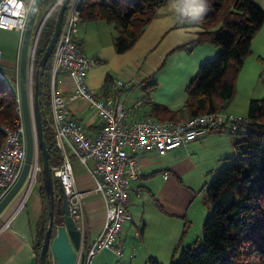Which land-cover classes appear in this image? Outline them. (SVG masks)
Masks as SVG:
<instances>
[{
    "label": "crops",
    "instance_id": "0c3cea01",
    "mask_svg": "<svg viewBox=\"0 0 264 264\" xmlns=\"http://www.w3.org/2000/svg\"><path fill=\"white\" fill-rule=\"evenodd\" d=\"M56 1L48 0L45 9L51 8ZM254 1L264 8V0ZM203 10V0H169L158 9L136 44L123 53L116 50L114 37L118 29L113 23L103 20L81 22V43L88 54L98 59L86 79L89 87L107 98L122 99L130 108L131 119L150 116L155 105L179 111L180 118H186L188 84L196 76L200 64L216 57L221 49L212 43L200 44L191 51L176 49L193 41L203 30L194 23ZM21 42L19 31L0 28V48L9 73L19 58ZM259 57L264 58V24L255 35L252 54L238 76L237 83L242 82V90H237L235 98L241 94L245 106L234 104L236 100H233L226 109L248 113L251 98H260L256 96L255 82L260 81L258 74L264 68V62ZM118 79L130 81L132 86L119 90L116 87ZM153 81H156L155 88L147 86ZM56 86L68 95L74 84L62 71L56 76ZM139 100L142 103L138 108L134 107ZM70 107L73 116L84 123L90 133L95 134L101 129L100 119L86 101H72ZM223 137V133L213 131L165 153L138 152L141 175L132 182L129 206L133 219L125 224L121 235L125 255L119 257L114 250L105 249L91 264H146L152 258L161 262L175 256L180 247L198 243L211 207L198 193L201 188L197 178L208 174L215 162L234 156L229 146H224ZM71 160L77 187L84 193L79 222L83 244L88 245L102 228L105 205L102 197L93 190L95 181L91 172L74 155ZM39 179L42 180V176ZM39 179L32 186L25 183L0 214V264H39L34 250L37 223L44 206L43 180ZM8 221H11L10 226H6ZM184 234L185 238L180 240Z\"/></svg>",
    "mask_w": 264,
    "mask_h": 264
},
{
    "label": "trees",
    "instance_id": "16d2710c",
    "mask_svg": "<svg viewBox=\"0 0 264 264\" xmlns=\"http://www.w3.org/2000/svg\"><path fill=\"white\" fill-rule=\"evenodd\" d=\"M203 1L204 10L200 17L194 19V23L203 30L193 41L176 49L191 51L204 43L215 44L221 49L216 57L200 64L196 76L188 84V99L184 108L188 114L186 118H180L181 112L168 110L162 105L154 106L150 114L152 117L184 121L211 111L234 112L226 108L234 98L240 71L252 54L253 39L264 24V8L254 0ZM168 2L81 0L78 9L82 22L103 20L113 23L118 29L114 44L116 50L123 53L136 44L158 9ZM58 11L59 6L52 11L41 30L34 73L53 34ZM259 59L264 62V58ZM52 81L50 57L48 63L40 67L39 101L50 163L55 166L62 163V157L50 123ZM147 86L155 88L156 81ZM18 103L19 93L13 82L0 77V147L5 140V131L1 127L14 125L18 117ZM244 115L251 119L250 129L244 134H237L239 138L234 143L236 154L229 158L231 161L209 186L212 210L204 221L203 239L200 244L184 247L179 258H174L170 264H264V98H251L248 113ZM213 131L225 132L221 127L210 132ZM39 156L42 163L41 151ZM54 182L58 189L59 181L54 179ZM41 196L44 206L34 240L39 264L50 210V198L43 183ZM59 197L55 201V215L62 213ZM149 264L159 262L152 258Z\"/></svg>",
    "mask_w": 264,
    "mask_h": 264
},
{
    "label": "built area",
    "instance_id": "2783aa9c",
    "mask_svg": "<svg viewBox=\"0 0 264 264\" xmlns=\"http://www.w3.org/2000/svg\"><path fill=\"white\" fill-rule=\"evenodd\" d=\"M80 1H68L60 34L51 55L53 81L50 123L62 157V163L52 166V171L54 179L59 181L67 195L71 214L80 227L84 193L76 184L72 155L91 172L95 181L93 190L104 201L105 219L102 228L92 236L88 245L82 241L77 251V264H91L93 258L105 249L114 250L119 257L125 255L121 235L125 224L133 219L129 206L132 182L141 175L138 152L165 153L199 140L217 127L226 132L244 134L250 129L251 119L247 115L224 110L195 115L184 121L160 120L152 116L131 119L130 108L122 99L107 98L89 87L86 81L90 68L98 59L86 52L80 40ZM31 5L32 0H0V28L17 30L22 38ZM62 71L73 80L74 87L68 95L56 86L55 77ZM0 77L9 80L16 78L12 82L19 93L18 117L14 125L1 127L5 131V140L0 147L1 200L19 178L27 155L26 128L20 102V60L17 59L10 75L1 48ZM131 86L130 81H116L119 90ZM77 100L86 101L95 110L101 121V129L97 133H90L85 124L73 116L70 103ZM141 103L142 100L135 102L134 107L138 108ZM39 154H35L27 177L26 183L30 186L42 176ZM10 222L6 226H10Z\"/></svg>",
    "mask_w": 264,
    "mask_h": 264
},
{
    "label": "water",
    "instance_id": "95a60500",
    "mask_svg": "<svg viewBox=\"0 0 264 264\" xmlns=\"http://www.w3.org/2000/svg\"><path fill=\"white\" fill-rule=\"evenodd\" d=\"M43 0H32L31 10L22 37L20 47V102L22 114L26 128L27 155L21 174L11 189L0 200V214L15 195L20 191L27 181L33 158L41 151L42 155V180L47 195L50 198L49 222L45 232L43 246L40 252V264L48 263V254L51 251L54 256V264H77V251L81 248L83 230L79 226L76 218L71 214L69 199L60 185V197L62 201L63 218L61 224L54 233L55 225V201L58 191L54 182L52 166L50 163V153L44 138V125L39 101V73L40 67L45 66L50 59L55 44L58 40L63 18L69 0H57L44 17L37 37L32 43L34 27L39 9ZM59 6L55 27L50 41L38 63L34 73V60L41 30L52 13ZM35 79L34 93L32 94L31 82Z\"/></svg>",
    "mask_w": 264,
    "mask_h": 264
},
{
    "label": "rangeland",
    "instance_id": "374dc122",
    "mask_svg": "<svg viewBox=\"0 0 264 264\" xmlns=\"http://www.w3.org/2000/svg\"><path fill=\"white\" fill-rule=\"evenodd\" d=\"M47 2H48V0H43L42 1V4H41V7L39 9L38 16H37L36 23H35V27H34V32H33V38H32V43L33 44H34V41H35V38H36V34L38 32V29H39V27H40V25H41L44 17L46 16V14L48 13V11L50 9V8L47 9V10L45 9V5L47 4ZM9 74L11 75V73H9ZM258 76L260 77V81H256L255 82L256 85H257V87H258V89L256 91V94H257L256 96H258L260 98H264V68L258 74ZM15 80H16V78L15 79H11L10 78V81H15ZM237 81H238V79H237ZM34 86H35V79L33 78L32 79V82H31L32 94L34 93ZM237 90L239 92H241V90H242V82L241 83L240 82H238V83L236 82V91H235L234 98L237 96ZM234 98H233V100H236L234 104H238L239 106H243V107L245 106L244 104L246 103V101H244V99H243V97H242L241 94L237 98H235V99ZM245 98H246V95H245ZM234 112H236V111H234ZM241 113L247 114V111L246 110H243ZM50 122H51V117H50ZM223 135H224V137L222 138V142H223L224 146L225 147L229 146L230 151L232 152V154L235 155L236 154V151L234 149L233 143H235L236 139L239 138V135L233 134V133H230V132H226V131L223 133ZM230 161H231L230 159H227L226 161H223V162L222 161L215 162L214 165H212V167H211V170H213V172H210L211 171L210 170L208 174H204L203 176H199L197 178V180H199V182L197 181V183L200 184L199 186L201 188V191H199L198 193H199L200 197L203 200L205 199L204 202L207 203V205H210L211 210H212V203H211V200H210V197H209V192H208L209 186H210L211 182L217 177L219 171H221L225 167V165H227ZM200 164L202 166H204L205 163H203V161L200 159ZM39 181H42V180L39 179ZM194 182H193V184H194ZM32 191H33V189L30 190L29 195H28V199H29V196L31 195ZM211 210H210V212H211ZM62 220H63V218H62L61 215H55L54 233L56 232L57 227L61 224ZM48 222H49V219H48ZM185 236H186V234L182 235L180 240H182L183 238H185ZM202 239H203V235H202ZM202 239H200V241L198 243H195V245L196 244H200L201 241H202ZM182 249L183 248L180 247L178 249V253L175 256H173L172 258L170 257V259H168L166 261H161V262H159V264H170L171 261L174 258L177 260L179 258V255H180ZM245 257L248 259V256L247 255ZM48 261L51 264H54V256H53V253L51 251L48 254ZM146 264H149V260L147 261Z\"/></svg>",
    "mask_w": 264,
    "mask_h": 264
},
{
    "label": "flooded vegetation",
    "instance_id": "af4514ba",
    "mask_svg": "<svg viewBox=\"0 0 264 264\" xmlns=\"http://www.w3.org/2000/svg\"><path fill=\"white\" fill-rule=\"evenodd\" d=\"M57 191H58V196L56 197V200H57L58 197L61 195L59 188L57 189Z\"/></svg>",
    "mask_w": 264,
    "mask_h": 264
}]
</instances>
